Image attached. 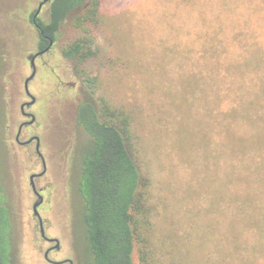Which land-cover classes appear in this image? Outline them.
Wrapping results in <instances>:
<instances>
[{"label": "rangeland", "instance_id": "1", "mask_svg": "<svg viewBox=\"0 0 264 264\" xmlns=\"http://www.w3.org/2000/svg\"><path fill=\"white\" fill-rule=\"evenodd\" d=\"M40 1L0 0V181L14 223V264H49L27 188L29 173L41 165L33 144L13 146L24 120L19 104L29 100L23 89L29 56L39 50L31 15ZM197 1L103 0L92 32L96 55L77 64L64 54L82 32L71 13L49 51L35 59L28 111L36 120L24 131L40 137L46 157L37 182L46 233L60 242L51 258L76 263L85 255L75 179L88 135L76 109L89 96L133 117V154L147 177L149 225L142 224L151 245L146 261L135 245V264H264V137L258 138L264 119H253L264 113L263 51L241 49L237 39L249 26L231 18L212 31L220 7L239 10L249 0ZM49 5L38 14L42 23ZM239 31L226 50L225 40ZM223 55L237 65H220ZM87 78H94L92 88Z\"/></svg>", "mask_w": 264, "mask_h": 264}, {"label": "trees", "instance_id": "2", "mask_svg": "<svg viewBox=\"0 0 264 264\" xmlns=\"http://www.w3.org/2000/svg\"><path fill=\"white\" fill-rule=\"evenodd\" d=\"M102 1L51 0L48 22L42 23L39 19L37 22L44 34L54 39L60 24L74 13V24L82 32L64 54L80 64L97 54V50H92V32L99 22L98 8ZM193 3L198 4V1L193 0ZM239 10L220 7V19L217 25L212 26V31L218 34L227 27L226 22L230 18L233 20L231 23L249 26V32L237 39L241 49L255 47L262 49L264 55V0H249L247 6ZM241 33L233 32L223 47L226 46L227 50L231 41ZM223 59L224 55L218 61L220 65H237V60L227 59V62ZM87 79L92 88L94 78ZM259 90H264V75L261 76ZM76 118L88 135V148L81 157L75 179L79 205L76 226L85 253L83 259L77 256L78 264H135L133 251L136 244H140L138 248L143 253L141 260L146 261L151 247L148 227L145 229L142 224L149 225L147 177L142 174L133 154L137 151L133 117L127 110L112 107L104 98L97 105L86 96L77 106ZM253 119H264V113L259 112ZM261 137L264 134L258 138ZM14 249V223L7 194L0 181V264L15 263Z\"/></svg>", "mask_w": 264, "mask_h": 264}, {"label": "flooded vegetation", "instance_id": "3", "mask_svg": "<svg viewBox=\"0 0 264 264\" xmlns=\"http://www.w3.org/2000/svg\"><path fill=\"white\" fill-rule=\"evenodd\" d=\"M41 2H42V5H41V7H42L44 4L50 3L51 0H41L39 3H41ZM39 3L37 5V8L35 9V11L31 15V23L36 28V30L38 31V35H39V37H38V40H39L38 49L39 50H37L35 53H33V54H31L29 56V65L31 67V71H32V66H31V63H30L31 57L34 54H36L37 52H41V53L37 54L34 57V65H35V59L40 57L41 55L45 54L47 51H49V49L51 48V46L53 44V39L50 36L44 34L43 30L40 28V25L37 22L38 14H39V12L41 10V7H40L39 12L36 14L38 6H39ZM35 74H36V65H35L34 75L27 83V90L25 88V79L26 78L23 81V89H24V92H25L26 96L29 98V100L21 102L19 104V112L24 117V120L21 121L17 125L16 133L14 135V144H13V146H14V148L15 147L16 148H22V147L26 148L27 146H30V145L33 144L32 146H33L34 152H35L36 157H37L36 164H37V162H40V165H41V170L40 171H33V172L29 173V175L27 177V188L30 190L32 196H34V200H33L32 204H31V214H30V216L36 223L37 231L39 233L40 238L42 239V241H44V242H46L48 244V246L46 247V249L43 252L44 260L47 263H49V264H78L79 263V259L77 260L78 262L75 263L74 260L71 259V258L53 259V258L50 257V254L53 251H56V252L59 251L60 242H59L58 238L49 236L46 233L43 216H42V214L40 213V210H39L40 207L44 203V199H43V196H42L43 187L40 185V182L39 183L37 182V179L41 178L43 176V174L46 172V161H45L46 157L41 151V149L43 148V143L41 142L40 137L37 134H34V133L29 134L27 137H25L26 134H25V131H24L28 127L32 126L35 123V120H36L35 115L32 112L28 111V108H30V106H32L34 104V102H35V96L33 94H31V92L29 91V88H30L29 82L34 78ZM31 96L34 97L33 102L30 103V104H26V102L31 101ZM23 137H25V138H23ZM36 137H38V141H37ZM37 142H38V145H37ZM17 171H19V168H17ZM31 176H32V179H31ZM38 194L41 196L42 199H41V201L39 202V204L36 207L37 212H38V215H37V214L34 213L33 204L37 200ZM41 226H42V228L44 230V236L41 234ZM57 240H58V245H57ZM45 253H47V258L45 257ZM54 261H59L60 263H54Z\"/></svg>", "mask_w": 264, "mask_h": 264}, {"label": "water", "instance_id": "4", "mask_svg": "<svg viewBox=\"0 0 264 264\" xmlns=\"http://www.w3.org/2000/svg\"><path fill=\"white\" fill-rule=\"evenodd\" d=\"M41 5H42V2L39 3V6H38V9H37L36 14L39 12V9H40ZM39 53H41V52H37V53L34 54V55L31 57V59H30V63H31V66H32V71H31V73L29 74V76H27L26 79H25V88H26V90H27V83H28V81L33 77L34 72H35L34 57H35L37 54H39ZM28 93H29V92H28ZM33 100H34V97L31 96V101L26 102V104H30V103H32ZM36 138H37V141H38V137H36ZM37 145H38V142H37ZM37 147H38V146H37ZM31 179H32V176H31ZM41 199H42L41 196L38 194V198H37V200L35 201V203L33 204V210H34V213L37 214V215H38V212H37L36 207H37V205L39 204V202L41 201ZM40 224H41V223H40ZM41 234L44 236V230H43L42 226H41ZM57 245H58V240H57ZM45 257L47 258V253H45ZM54 263H60V262H59V261H54Z\"/></svg>", "mask_w": 264, "mask_h": 264}]
</instances>
